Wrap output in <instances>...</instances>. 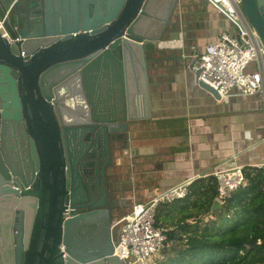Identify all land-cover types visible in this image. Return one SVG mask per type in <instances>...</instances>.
<instances>
[{
  "label": "water",
  "instance_id": "95a60500",
  "mask_svg": "<svg viewBox=\"0 0 264 264\" xmlns=\"http://www.w3.org/2000/svg\"><path fill=\"white\" fill-rule=\"evenodd\" d=\"M241 8L264 44V0ZM181 11V0H0V264H126L112 220L148 160L131 134Z\"/></svg>",
  "mask_w": 264,
  "mask_h": 264
},
{
  "label": "crops",
  "instance_id": "0c3cea01",
  "mask_svg": "<svg viewBox=\"0 0 264 264\" xmlns=\"http://www.w3.org/2000/svg\"><path fill=\"white\" fill-rule=\"evenodd\" d=\"M182 2L181 21L167 29L161 61L148 64L150 115L132 128L131 147L148 159L131 173L127 196L137 201L190 176L264 161V94L232 90L217 99L188 66L208 41L222 30L234 32L235 25L208 0ZM189 222L179 217L172 224Z\"/></svg>",
  "mask_w": 264,
  "mask_h": 264
},
{
  "label": "built area",
  "instance_id": "2783aa9c",
  "mask_svg": "<svg viewBox=\"0 0 264 264\" xmlns=\"http://www.w3.org/2000/svg\"><path fill=\"white\" fill-rule=\"evenodd\" d=\"M219 9L236 29L222 30L208 41L194 56L189 67L198 71L199 79L213 86L221 97L236 90L241 94H264V44L241 8V0H208ZM255 63V67H250ZM248 165L236 164L213 170L217 179L220 204L240 185L245 184ZM264 171V161L255 164ZM201 176V175H199ZM198 176H190L173 184L145 201L133 200L129 210L114 218L118 227L114 253L126 264H153L150 255L160 254L170 226L155 224V208L160 200L184 197L189 183ZM115 245V243H114Z\"/></svg>",
  "mask_w": 264,
  "mask_h": 264
},
{
  "label": "trees",
  "instance_id": "16d2710c",
  "mask_svg": "<svg viewBox=\"0 0 264 264\" xmlns=\"http://www.w3.org/2000/svg\"><path fill=\"white\" fill-rule=\"evenodd\" d=\"M247 167L245 184L212 212L218 184L213 174L195 177L184 197L157 204V226L171 227L179 217L193 222L165 231L153 264H264V171Z\"/></svg>",
  "mask_w": 264,
  "mask_h": 264
},
{
  "label": "rangeland",
  "instance_id": "374dc122",
  "mask_svg": "<svg viewBox=\"0 0 264 264\" xmlns=\"http://www.w3.org/2000/svg\"><path fill=\"white\" fill-rule=\"evenodd\" d=\"M183 2H182V0H181V6H182V8H183V4H182ZM176 17H177V14H176ZM160 201H163V200H160ZM159 201V202H160ZM158 202V203H159ZM157 206V205H156ZM190 222H193V219H190ZM167 225V224H166ZM172 228H174V229H176V230H178L179 228H180V226H176L175 224H172V226H171V229ZM167 252V251H166ZM160 257V254L158 253L157 255H150V257L148 258V260L151 258V260H157L158 258Z\"/></svg>",
  "mask_w": 264,
  "mask_h": 264
},
{
  "label": "flooded vegetation",
  "instance_id": "af4514ba",
  "mask_svg": "<svg viewBox=\"0 0 264 264\" xmlns=\"http://www.w3.org/2000/svg\"><path fill=\"white\" fill-rule=\"evenodd\" d=\"M122 202H125V203H126V202H128V201H127V199H126V200H124V201H122ZM127 208H128V206H126V205L123 207V209H125V210H126Z\"/></svg>",
  "mask_w": 264,
  "mask_h": 264
}]
</instances>
